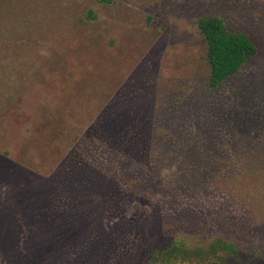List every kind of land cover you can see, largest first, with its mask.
Here are the masks:
<instances>
[{
	"label": "rangeland",
	"instance_id": "374dc122",
	"mask_svg": "<svg viewBox=\"0 0 264 264\" xmlns=\"http://www.w3.org/2000/svg\"><path fill=\"white\" fill-rule=\"evenodd\" d=\"M0 264H264V0H0Z\"/></svg>",
	"mask_w": 264,
	"mask_h": 264
},
{
	"label": "trees",
	"instance_id": "16d2710c",
	"mask_svg": "<svg viewBox=\"0 0 264 264\" xmlns=\"http://www.w3.org/2000/svg\"><path fill=\"white\" fill-rule=\"evenodd\" d=\"M198 26L206 40V59L210 66L209 86L211 87H217L230 76L238 73L246 62L260 51L258 44L249 34L229 29L225 20L219 15L201 17ZM218 252L225 254H216ZM209 253L223 258L227 256L237 261L242 260L235 242L224 238H217L211 242Z\"/></svg>",
	"mask_w": 264,
	"mask_h": 264
}]
</instances>
